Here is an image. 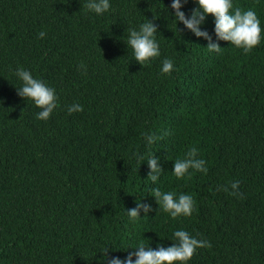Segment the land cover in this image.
<instances>
[{
	"label": "trees",
	"instance_id": "1",
	"mask_svg": "<svg viewBox=\"0 0 264 264\" xmlns=\"http://www.w3.org/2000/svg\"><path fill=\"white\" fill-rule=\"evenodd\" d=\"M85 3L0 0V264H102L105 246L123 258L140 240L173 243L177 228L211 242L188 264H264V38L247 53L224 40L209 52L176 25L171 0H111L102 15ZM233 4L264 28V0ZM153 16L160 56L142 66L127 30ZM202 27L215 40L211 14ZM165 57L170 74L160 72ZM18 66L55 88L47 120L17 94ZM74 102L83 110L69 114ZM149 133L161 138L147 145ZM193 146L208 171L177 179L173 160ZM152 153L163 168L156 184ZM234 179L242 196L225 191ZM153 187L193 195L192 215L159 210ZM139 200L152 210L133 223L126 209Z\"/></svg>",
	"mask_w": 264,
	"mask_h": 264
},
{
	"label": "clouds",
	"instance_id": "2",
	"mask_svg": "<svg viewBox=\"0 0 264 264\" xmlns=\"http://www.w3.org/2000/svg\"><path fill=\"white\" fill-rule=\"evenodd\" d=\"M185 3L187 0H171L170 7L175 10L174 14H171L176 25L177 21H180L195 36L203 37L207 41L206 46L209 52H220L222 47L218 41L224 40L247 53L264 38L261 20L252 8L242 10L240 7H234L233 0H195L197 6L192 9L190 14L186 15L185 11L182 10ZM110 8L111 0H86L85 3V10L97 15L108 12ZM208 14L212 15L214 21L215 40L213 35L202 27ZM155 18L156 16H153V19L147 18L138 26L130 27L127 30L126 44L128 48H131L133 58L142 66L150 64L154 58L160 56V43L156 38L158 28L153 22ZM45 35L44 30L38 33L41 38ZM79 67H86L83 61L80 62ZM173 70V59L163 58L160 72L170 74ZM14 74L20 81V86L16 87L17 94L20 97L30 99L39 108L35 114L37 119L47 120L58 107L59 101L55 88L43 79L33 76L32 72L23 66L16 67ZM82 110L83 105L78 102L67 106L69 114ZM160 138L153 133L146 134L144 137L147 145H152ZM133 155L138 161L144 160V156L138 152H134ZM159 160L160 157L154 153L147 156L146 162L149 168L147 178L153 184L157 183L163 170L161 164L158 163ZM190 169L201 173L208 171L205 159L198 157V148L195 146L189 148L183 157L173 160L171 171L177 179H180L185 176L190 177L192 175ZM239 185L240 180L234 179L230 181V189L226 187L225 191H229L231 195L242 196ZM150 192L155 197L159 210L168 213L170 217L192 215L195 200L190 193H177L172 190L162 191L159 187L151 188ZM141 209L147 214L152 210V205L139 200L136 206L126 209V214L131 222L135 223L141 217ZM168 239L173 243L164 246L157 242L155 248L140 240L136 246L129 245L134 250L128 251L123 258L109 255L111 247L105 246L99 251L103 253L99 259L102 264H188L197 248L211 247L210 241L197 239L183 228L175 229ZM128 247H117L116 249H127Z\"/></svg>",
	"mask_w": 264,
	"mask_h": 264
}]
</instances>
